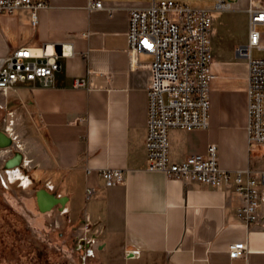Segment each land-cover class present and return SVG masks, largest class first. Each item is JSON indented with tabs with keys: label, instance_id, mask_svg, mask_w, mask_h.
<instances>
[{
	"label": "crops",
	"instance_id": "1",
	"mask_svg": "<svg viewBox=\"0 0 264 264\" xmlns=\"http://www.w3.org/2000/svg\"><path fill=\"white\" fill-rule=\"evenodd\" d=\"M101 1L96 9L90 0H49L36 26L29 9L0 15V60L25 45L72 47L70 56L60 57L52 85L18 83L6 97L0 94L1 108L16 107L32 119L42 168L51 177L47 189L55 192L58 181L62 194L55 193L69 198L59 209L62 225L85 226L82 240L98 264H264V226L238 217L242 199L232 185L217 189L147 169L152 74L131 71L127 51L130 11L141 1ZM212 39L210 125L171 129L170 158L206 154L214 143L221 168L251 167L257 174L264 170V145L250 151L249 65L237 53L243 43L230 26L212 30ZM151 59L138 56L139 62ZM76 80L85 85L76 87ZM106 168L123 170L126 183L107 186ZM89 187L95 189L91 197ZM35 205L30 202L31 211ZM234 243L246 244L243 257L230 256Z\"/></svg>",
	"mask_w": 264,
	"mask_h": 264
},
{
	"label": "built area",
	"instance_id": "2",
	"mask_svg": "<svg viewBox=\"0 0 264 264\" xmlns=\"http://www.w3.org/2000/svg\"><path fill=\"white\" fill-rule=\"evenodd\" d=\"M90 5L103 8L101 0H90ZM48 7L49 0H0V15L29 9L36 26L38 11ZM233 8L234 2L222 0L215 11ZM247 12L248 43L240 45L237 53L249 65L247 130L250 151H254L264 145V57L253 56L254 48L264 50L260 29L264 27V0H250ZM213 13L214 10L192 8L177 0H153L149 7L130 11L127 51L131 71L147 69L152 74L148 87L147 169L162 172L169 179L195 180L217 189L232 185L242 199L238 217L247 225L261 222L264 226V170L255 174L251 167L238 171L221 168L218 145L214 143L208 146L206 154L190 155L181 162L170 158L171 129L192 131L210 125ZM141 53L152 59L139 62ZM71 54L72 47L67 43L19 47L0 60V94L6 97L18 83L40 81L52 85L55 73L61 69L60 57ZM84 85L83 80H76V87ZM101 174L107 186L126 183L121 169L106 168ZM94 192L89 187L88 197ZM247 251L244 243L229 247L232 258L243 257ZM88 252L93 254L90 246Z\"/></svg>",
	"mask_w": 264,
	"mask_h": 264
},
{
	"label": "rangeland",
	"instance_id": "3",
	"mask_svg": "<svg viewBox=\"0 0 264 264\" xmlns=\"http://www.w3.org/2000/svg\"><path fill=\"white\" fill-rule=\"evenodd\" d=\"M140 1L142 7L153 3V0ZM177 1L192 8L214 10L213 31L230 26L235 38L244 45L248 43L250 0H226L234 2V8L227 12L215 11L222 0ZM260 29L264 34V27ZM253 56L264 57V50L254 48ZM16 110L0 107V131L11 139L8 147L0 146V264H98L88 252V240H82L86 233L84 225L72 226L67 221L62 225L59 207L41 213L36 204L30 210V202L36 203V191L50 188L51 177L42 168L33 140L37 135L32 119ZM18 156L17 165L10 168L9 163ZM56 182L51 189L60 195L61 187ZM89 202L85 199L83 205L86 207Z\"/></svg>",
	"mask_w": 264,
	"mask_h": 264
},
{
	"label": "water",
	"instance_id": "4",
	"mask_svg": "<svg viewBox=\"0 0 264 264\" xmlns=\"http://www.w3.org/2000/svg\"><path fill=\"white\" fill-rule=\"evenodd\" d=\"M0 134L3 133L0 132ZM0 146L1 147L4 146L1 140H0ZM68 200H69L68 196H58L55 192H52L47 188H41L36 191V204L38 210L41 213L51 212L56 207H59V209L62 211L64 210Z\"/></svg>",
	"mask_w": 264,
	"mask_h": 264
},
{
	"label": "bare ground",
	"instance_id": "5",
	"mask_svg": "<svg viewBox=\"0 0 264 264\" xmlns=\"http://www.w3.org/2000/svg\"><path fill=\"white\" fill-rule=\"evenodd\" d=\"M1 132V131H0ZM3 133V132H2ZM0 140L2 141V143L4 144V146L3 147H8L9 145H10V141H11V139H10V136L8 135V134H5V133H3V134H0ZM16 159V162H10L9 163V167L10 168H12V167H14V166H16L17 165V163H18V160L20 159V156H18L17 158H15Z\"/></svg>",
	"mask_w": 264,
	"mask_h": 264
},
{
	"label": "flooded vegetation",
	"instance_id": "6",
	"mask_svg": "<svg viewBox=\"0 0 264 264\" xmlns=\"http://www.w3.org/2000/svg\"><path fill=\"white\" fill-rule=\"evenodd\" d=\"M12 162H16V159H13Z\"/></svg>",
	"mask_w": 264,
	"mask_h": 264
}]
</instances>
